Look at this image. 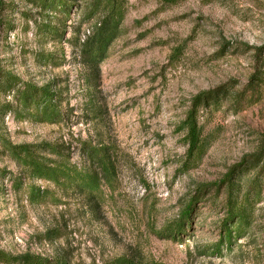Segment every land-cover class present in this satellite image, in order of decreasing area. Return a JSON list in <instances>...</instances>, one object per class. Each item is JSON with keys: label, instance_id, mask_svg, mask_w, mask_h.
Segmentation results:
<instances>
[{"label": "rangeland", "instance_id": "1", "mask_svg": "<svg viewBox=\"0 0 264 264\" xmlns=\"http://www.w3.org/2000/svg\"><path fill=\"white\" fill-rule=\"evenodd\" d=\"M91 1L66 13L0 0L1 71L50 86L59 111L54 124L16 116L12 94L0 93V134L13 145H58L82 170V144L105 146L115 166L110 185L79 193L0 154V251L68 264H264V0H127L96 65L81 52L102 19ZM220 88L219 104L199 110L203 156L185 168L181 124L194 97ZM243 164L235 178L249 224L226 248L223 181ZM194 199L181 235L164 238Z\"/></svg>", "mask_w": 264, "mask_h": 264}, {"label": "trees", "instance_id": "2", "mask_svg": "<svg viewBox=\"0 0 264 264\" xmlns=\"http://www.w3.org/2000/svg\"><path fill=\"white\" fill-rule=\"evenodd\" d=\"M37 6L41 11L54 8L63 9L66 13L74 0H26ZM127 0H92L89 4L91 14L101 15L100 26L93 37L84 42L81 52L85 53L91 64L101 63L106 56L110 44L119 34V26L125 15ZM163 4H174L176 0H161ZM46 29H49L46 27ZM50 34L57 38L60 33L50 29ZM222 89L202 92L193 98L191 108L181 124L184 131V142L187 146L185 168L197 165L204 153V140L199 124V110L219 104V94ZM0 93L12 94L18 106L17 115L30 118L40 123L54 124L59 119L57 108L58 95L50 86L37 88L29 84H19V81L5 74L0 69ZM3 116L10 111V107L3 106ZM81 147L82 156L89 169L82 170L71 166L67 158L61 155L58 145H13L0 134V154L7 156L18 168L26 171L31 178L50 182L54 185L72 189L79 193L94 194L100 190L101 181L110 185L114 179V161L110 149L101 145L84 142ZM53 158V159H51ZM253 163V162H252ZM249 166L232 168L223 181L225 191V218L221 223V241L219 245L227 248L234 240L244 234L243 228L249 224V206L247 197L240 199V184L237 174L247 170ZM237 179V180H236ZM219 187V186H218ZM202 189H199V192ZM31 192V197L39 196ZM200 194V193H199ZM36 195V196H35ZM195 207L192 200L181 214L178 221L172 223L164 231V238L177 239L183 232V226L190 223L191 214ZM216 253L220 252V246ZM0 264H68L60 259H46L31 254L12 255L0 251ZM111 264H139L128 259H118Z\"/></svg>", "mask_w": 264, "mask_h": 264}]
</instances>
